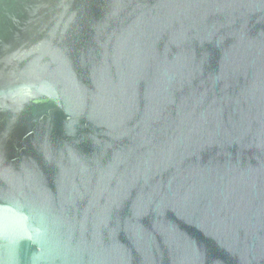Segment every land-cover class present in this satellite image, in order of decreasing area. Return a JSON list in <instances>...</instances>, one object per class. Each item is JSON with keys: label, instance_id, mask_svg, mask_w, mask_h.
<instances>
[{"label": "water", "instance_id": "95a60500", "mask_svg": "<svg viewBox=\"0 0 264 264\" xmlns=\"http://www.w3.org/2000/svg\"><path fill=\"white\" fill-rule=\"evenodd\" d=\"M0 264H264V0H0Z\"/></svg>", "mask_w": 264, "mask_h": 264}]
</instances>
